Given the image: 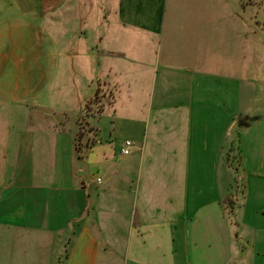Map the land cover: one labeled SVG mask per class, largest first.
<instances>
[{
  "label": "crops",
  "instance_id": "obj_1",
  "mask_svg": "<svg viewBox=\"0 0 264 264\" xmlns=\"http://www.w3.org/2000/svg\"><path fill=\"white\" fill-rule=\"evenodd\" d=\"M1 1L19 9L0 23V80L14 71V100L56 77L57 41L69 33L74 69L86 68L91 87L102 80L114 101L96 115L110 114L113 133L88 123L80 150L78 132L20 135L9 160L17 170L0 188V264H115L125 241L132 264H238L240 255L259 264L264 62L254 61L247 0Z\"/></svg>",
  "mask_w": 264,
  "mask_h": 264
},
{
  "label": "rangeland",
  "instance_id": "obj_2",
  "mask_svg": "<svg viewBox=\"0 0 264 264\" xmlns=\"http://www.w3.org/2000/svg\"><path fill=\"white\" fill-rule=\"evenodd\" d=\"M9 4V2L0 0V23L7 18H11L12 15L19 11L16 3H12L14 5ZM247 6L252 15L251 24L253 29L251 37L254 46V61L261 60L264 62V0H247ZM62 7L65 8L68 7V5H63L62 3ZM89 10L91 11V9L88 8L87 11L90 12ZM61 11H64V9L62 8ZM67 16L68 14L66 17ZM50 32H52L51 28ZM70 36L69 33L62 34L60 37L61 40L57 41L62 52H64L60 58L57 75L48 85L44 83L42 89L36 96L33 95L25 99L18 97V100L13 99V95L9 94L10 83L13 82V77H15L13 76V70L6 69L3 78L0 80V188L5 183L12 180L8 176L10 173L17 170L15 166L16 163H11L9 160L18 147V143L21 141V134L41 139V137L47 133L48 135L45 138L51 135L54 136L58 133L62 139H70V137H73L75 133L78 132L76 138V143H78V139L83 140L84 134L88 130V123L103 131L100 132V137L102 138L108 139L110 133H113V119L110 114H106L107 116L105 115L102 118L96 116L101 113L106 104H112L114 101L113 90L107 87L102 80H97L91 87V84L86 80V68L80 66L79 69H74L75 62L65 54L71 50L69 49ZM84 48L85 47H77V53H79L80 56H84L79 60L81 63H84V61L87 62L85 54L88 51ZM82 66L84 65L82 64ZM39 72L40 69L35 68L32 77H30L31 84L34 87L39 83ZM37 102L39 105L35 104ZM39 106H41V108ZM43 106L48 109L43 110ZM43 124H45V126H42ZM55 128L58 132L54 130ZM102 128L104 130H102ZM60 129L65 130V132H61L63 134H60ZM80 133L82 137L79 138ZM88 135H90V132H88ZM44 140L45 139L42 138V140L37 141L36 144H41ZM81 148L83 149V147ZM41 162L42 161H40V165ZM234 164H232V169L236 175V185L239 183L240 187H243V185L246 184L243 171L239 168L238 163L235 162ZM37 165L39 166L38 162ZM242 183L243 185L241 186ZM238 193L239 192H237V194ZM239 194L242 196L241 193ZM239 208L241 207L238 204V209ZM236 214H238V218L240 217V219H242L243 216L241 217L242 213L240 211L235 213V215ZM240 237L246 238L243 230L240 233ZM69 244L70 242L67 244L66 249H69ZM130 244L131 253L128 257L127 252L130 249ZM120 246L123 252H126L125 257L121 259L116 258L115 264H132V261H134V242L125 241L121 243ZM240 246L241 252L245 250V243H242ZM237 258L239 259L238 264H251L253 262L252 259L245 256L241 257L240 255ZM194 260L198 262V258ZM200 260H203L206 264H218V262L220 264H228L223 258L216 259L215 257L203 256ZM170 261V259H167V264H169ZM259 264H264V258L259 261Z\"/></svg>",
  "mask_w": 264,
  "mask_h": 264
},
{
  "label": "built area",
  "instance_id": "obj_3",
  "mask_svg": "<svg viewBox=\"0 0 264 264\" xmlns=\"http://www.w3.org/2000/svg\"><path fill=\"white\" fill-rule=\"evenodd\" d=\"M132 146H133V143L131 141H127L125 143V146L122 148L121 153L123 155H129L131 152L130 150H131ZM98 181L100 182L101 179H99Z\"/></svg>",
  "mask_w": 264,
  "mask_h": 264
},
{
  "label": "trees",
  "instance_id": "obj_4",
  "mask_svg": "<svg viewBox=\"0 0 264 264\" xmlns=\"http://www.w3.org/2000/svg\"><path fill=\"white\" fill-rule=\"evenodd\" d=\"M80 137H82V135H81V133H80V135H79V138ZM79 141H78V143H77V150H80V144H79V142H80V139H78Z\"/></svg>",
  "mask_w": 264,
  "mask_h": 264
}]
</instances>
